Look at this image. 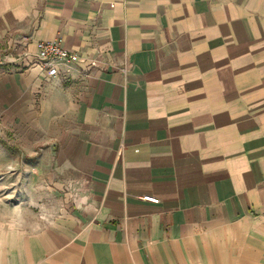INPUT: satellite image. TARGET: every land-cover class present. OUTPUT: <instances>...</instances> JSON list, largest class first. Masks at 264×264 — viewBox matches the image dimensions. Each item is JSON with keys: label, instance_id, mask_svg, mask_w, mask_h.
<instances>
[{"label": "crops", "instance_id": "1", "mask_svg": "<svg viewBox=\"0 0 264 264\" xmlns=\"http://www.w3.org/2000/svg\"><path fill=\"white\" fill-rule=\"evenodd\" d=\"M58 36L68 78L2 62ZM0 101L82 199L0 264H264V0H0Z\"/></svg>", "mask_w": 264, "mask_h": 264}, {"label": "rangeland", "instance_id": "2", "mask_svg": "<svg viewBox=\"0 0 264 264\" xmlns=\"http://www.w3.org/2000/svg\"><path fill=\"white\" fill-rule=\"evenodd\" d=\"M5 66L24 73L36 70L42 78L37 67ZM27 146V138L8 126L5 104L0 101V227L28 226L30 230L46 227L78 208L82 200L69 185L64 186L67 197L61 199L55 189L58 182L52 165L39 161L41 153L37 147L34 153Z\"/></svg>", "mask_w": 264, "mask_h": 264}, {"label": "built area", "instance_id": "3", "mask_svg": "<svg viewBox=\"0 0 264 264\" xmlns=\"http://www.w3.org/2000/svg\"><path fill=\"white\" fill-rule=\"evenodd\" d=\"M37 51L35 54L23 51L14 50L13 55L5 57L4 64H15L24 68L37 67L42 74V79L45 82H51L59 77L68 78V73L77 64L84 62L78 53L69 52L64 47V39L58 36L51 42H39L36 45ZM2 63V64H3ZM96 64L92 63L89 68H95ZM65 68H70L64 71ZM88 72L89 70H85ZM146 201L158 204L156 198H144Z\"/></svg>", "mask_w": 264, "mask_h": 264}]
</instances>
